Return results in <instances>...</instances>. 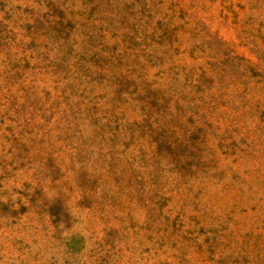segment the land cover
<instances>
[{"label":"rangeland","instance_id":"rangeland-1","mask_svg":"<svg viewBox=\"0 0 264 264\" xmlns=\"http://www.w3.org/2000/svg\"><path fill=\"white\" fill-rule=\"evenodd\" d=\"M0 264H264V0H0Z\"/></svg>","mask_w":264,"mask_h":264}]
</instances>
